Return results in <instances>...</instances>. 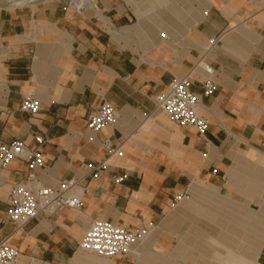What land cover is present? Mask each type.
<instances>
[{"label": "crops", "instance_id": "crops-1", "mask_svg": "<svg viewBox=\"0 0 264 264\" xmlns=\"http://www.w3.org/2000/svg\"><path fill=\"white\" fill-rule=\"evenodd\" d=\"M191 73L198 112L210 120L203 136L157 108L175 77ZM209 77L218 88L204 97ZM28 95L40 102L37 117L22 110ZM105 103L117 123L89 131ZM17 139L42 153V185L75 178L85 190L82 208L41 215L17 232L9 197L28 165L16 159L0 168V242L10 238L16 264H264V0H96L83 9L56 1L0 10V145ZM106 141L124 144V155L96 177L88 165L105 159ZM186 192L190 198L171 211ZM95 220L158 230L140 260L83 254L79 243Z\"/></svg>", "mask_w": 264, "mask_h": 264}, {"label": "built area", "instance_id": "built-area-1", "mask_svg": "<svg viewBox=\"0 0 264 264\" xmlns=\"http://www.w3.org/2000/svg\"><path fill=\"white\" fill-rule=\"evenodd\" d=\"M71 6V4H69ZM83 9V8H76ZM165 37L164 34H162ZM222 36L212 38L209 46L203 52L200 62L206 60L215 50ZM193 73L185 77H175L166 92L157 96V108L172 122L180 126H190L200 135H205L210 127V120L199 114L201 95L192 91ZM204 97H211L218 88V81L207 78L203 83ZM22 110L32 117H37L41 111L39 100L34 95H28L22 103ZM119 114L109 103L102 105L87 122L91 132H99L106 127L115 125ZM44 143L42 137L36 138ZM124 144L113 146L110 141L103 144L106 157L99 163L88 165L93 176H101L107 169L109 161L122 157ZM20 159L27 163L29 174L26 181L14 184L10 191L8 219L20 232L33 220L41 215H54L65 209H80L83 207L84 190L80 181L73 178L62 181L58 187L44 186L38 178V171L44 166L45 160L38 149L29 148L22 140H15L0 145V168H6L13 160ZM217 172L214 171L213 174ZM114 182L122 184L126 177H114ZM190 198L189 193L179 194L170 203V210H175L183 201ZM155 226L145 224L134 230L114 225L104 220H95L86 231L79 243V251L95 254L105 258L132 256V249L146 240ZM20 252L10 243V238L0 242V264H16Z\"/></svg>", "mask_w": 264, "mask_h": 264}, {"label": "bare ground", "instance_id": "bare-ground-1", "mask_svg": "<svg viewBox=\"0 0 264 264\" xmlns=\"http://www.w3.org/2000/svg\"><path fill=\"white\" fill-rule=\"evenodd\" d=\"M42 1H45V0H1L0 1V9L1 10L2 9L3 10H13L16 8L28 7L27 5H30V4L36 5ZM90 2H92V1L91 0H73L74 7H72V8H90L92 5L87 6V4ZM44 3L46 4L47 2H44ZM33 5H31V6H33ZM154 230H155V228L152 230V232ZM139 244H137V245H139ZM132 251H133L132 255H134L136 252V251H134V248L132 249ZM79 252H81V251H79Z\"/></svg>", "mask_w": 264, "mask_h": 264}, {"label": "rangeland", "instance_id": "rangeland-1", "mask_svg": "<svg viewBox=\"0 0 264 264\" xmlns=\"http://www.w3.org/2000/svg\"><path fill=\"white\" fill-rule=\"evenodd\" d=\"M56 1H65L67 3V5L71 4V7H74L73 0H45V1H42V2H40L38 4H42L44 2H47V4H50V3H53V2H56ZM91 1L92 2L88 3L87 6L91 5V4H95V2H96V0H91ZM31 5H33V4H30V5H27V6H31ZM1 11H5V10L2 9ZM157 230H158V227L155 226V230L149 235V237L145 241H143L142 243H140L139 245L134 247V251H136V252H135L134 255H132L133 257H135L138 260L141 259V257H142L141 248L144 247L148 243V241H150L152 239L153 235L157 232Z\"/></svg>", "mask_w": 264, "mask_h": 264}]
</instances>
